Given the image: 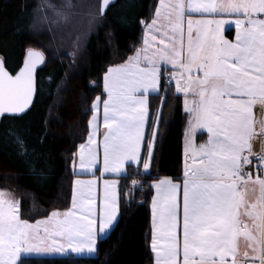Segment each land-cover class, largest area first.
I'll return each mask as SVG.
<instances>
[{
    "label": "snow or ice",
    "instance_id": "snow-or-ice-1",
    "mask_svg": "<svg viewBox=\"0 0 264 264\" xmlns=\"http://www.w3.org/2000/svg\"><path fill=\"white\" fill-rule=\"evenodd\" d=\"M109 3L102 0L101 14ZM224 15L235 17V42L221 35L226 21L215 17ZM146 27L150 38L145 47L125 64L109 68L104 77V171L120 173L126 161L139 162L146 96L149 90H160L158 64H171L190 119L183 185L163 179L154 186L155 264H264V155L258 157L255 176L245 171L253 163L251 141L257 135L253 108L264 106V0H160ZM42 60L40 53L30 51L15 76L0 63V113H21L31 104L33 73ZM99 107L97 97L93 112ZM96 121L94 114L88 144L80 146V167L87 171L98 162ZM196 129L208 133L207 142L199 146L191 135ZM151 159L149 144L145 170ZM76 184L87 193L79 198L74 194L69 210L53 212L35 225L22 221L18 204L0 191V264H25L21 256L28 253L97 251L98 233L116 219V185L105 181L98 213L95 181Z\"/></svg>",
    "mask_w": 264,
    "mask_h": 264
},
{
    "label": "trees",
    "instance_id": "trees-1",
    "mask_svg": "<svg viewBox=\"0 0 264 264\" xmlns=\"http://www.w3.org/2000/svg\"><path fill=\"white\" fill-rule=\"evenodd\" d=\"M42 1L0 0V59L4 69L17 74L30 51L43 57L35 71L36 92L29 110L22 116H6L0 121V190L13 194L20 217L25 220L70 208L75 178L71 164L77 146L86 141L91 105L97 97L105 99L107 70L125 62L141 46L143 25L152 19L159 3L116 0L92 26L84 41L83 56L77 60L55 53V44L52 48L48 35L41 37L35 32ZM225 35L231 38L233 30ZM160 80L158 93L148 97L149 117L141 163L128 165L125 174L116 178L118 219L98 242L96 256L21 258L25 264H154L152 184L161 178L181 181L187 118L176 84ZM162 99L166 101L163 104ZM156 119L159 127L150 170L143 173L142 163ZM203 136L198 135V140Z\"/></svg>",
    "mask_w": 264,
    "mask_h": 264
},
{
    "label": "rangeland",
    "instance_id": "rangeland-1",
    "mask_svg": "<svg viewBox=\"0 0 264 264\" xmlns=\"http://www.w3.org/2000/svg\"><path fill=\"white\" fill-rule=\"evenodd\" d=\"M40 4H42V6H40V10L37 13V19L34 24L35 32L41 37H46L48 35V39H50L51 41L52 48L54 46L53 44H55L53 51L55 53H58V55L63 53L66 54V56H71L72 58L75 57L77 60L82 58L83 56L82 48L84 47V41L88 36V34L90 33L92 26L101 17L99 14V0H97V2L96 0H56V1L43 0L42 2H40ZM67 43H69L70 45H68ZM137 50L138 49H136L133 53H136ZM173 82L176 84V81L174 79ZM177 94L185 95L183 92H177ZM186 140H187V135L185 139V147H186ZM82 144H79L77 148H79L80 145ZM184 157H185V153H184ZM73 164H74V160L72 161L71 164L72 173H73L72 170ZM77 180L82 182H87L91 180V178L83 175L74 178L72 184V197H71L70 208L72 207V200L74 194L77 196V198H79L81 193H85V194L87 193L86 187L82 188L76 184ZM99 186L100 184L95 182L92 189V193L96 202V207H97L96 200H97V193H99ZM2 192L5 193L6 197L14 200L18 204L17 199L13 196L11 192L9 191H2ZM66 211L61 212L58 210H54L49 212L45 216L38 217L33 220L21 219L20 214H19V218L22 221H27L28 223L35 225L38 221L48 220L53 212H58L63 214ZM60 218L62 219L63 216L61 215ZM116 220H117V216L114 222H116ZM114 222L112 226L114 225ZM112 226L110 228H112ZM109 229H107L104 233H98L96 248L98 246V242L106 236ZM101 236L102 238L99 239V237ZM96 252L94 253L85 252V253L77 254V253H72L69 250V252L67 253H28V254H22L21 258H43V257H65V256L91 258L96 256Z\"/></svg>",
    "mask_w": 264,
    "mask_h": 264
},
{
    "label": "crops",
    "instance_id": "crops-1",
    "mask_svg": "<svg viewBox=\"0 0 264 264\" xmlns=\"http://www.w3.org/2000/svg\"><path fill=\"white\" fill-rule=\"evenodd\" d=\"M159 4H160V0H159V3L157 5L156 9L159 7ZM156 9H155V12H154V15H153L152 19L149 22H147V23H145L143 25L142 43H141V46L138 48V50H142L145 47V45H144L145 39L146 38H150V36L148 35V29H147L146 26L148 24H151V21L155 18ZM193 15H194V18H200L199 17V14H193ZM209 18H212V17H209ZM215 18L216 19H223V20L226 21V23L223 25V28L221 30V35L223 36V38L225 40L230 41V42H235L236 31H237L236 30L235 23H234L235 17L234 16L224 15V16H216ZM230 29L233 30V35H232L231 38H228V37H226L225 32L228 31V30H230ZM157 35H159V34L157 33ZM135 54L136 53H133L130 57L135 56ZM129 58H127V60L125 62H123L122 64H125L128 61ZM122 64L114 65V66H112L110 68L117 67V66H120ZM158 67L160 69V74L164 70H169L171 73L177 71L176 69H174L172 67L171 64L166 63V62H160L158 64ZM107 72H108V70H107ZM193 74L194 75L196 74V70L195 69L193 70ZM171 81H173V78H172ZM160 82H161V80H160ZM159 88H160V83H159ZM157 93H158L157 91L149 90V92H148V94L146 96L147 103H148V107H149V99H148V97L150 95H155ZM104 94H105V99H104V101H105L108 98L105 89H104ZM179 96L181 97V100H182V102H181L182 103V111L187 116V118H186V124H185V127L183 129V142H182L183 159H184V163H185V157H184L185 150H184V147H185L186 132L188 133V129H189V123H188V121L190 119V116H189V113L185 111V103H184L185 102V99H186L185 95H179ZM187 99L189 101H191L193 99L192 94H189L188 97H187ZM104 101H101L100 100V107H99L98 113H94L93 112V109L91 107L92 115H91V117L89 119V122H90L91 119H92V116L94 114L97 115V121H96L97 134H96L95 139L97 141L98 162H97L95 168H93L91 171H87L85 169H82L80 167V160H79V152H80V147H79V148H77V151L75 153L74 164H73V169L72 170H73V174L75 175V177H80L81 175H83V176H86V177L91 178V180H89V181H93L94 180L95 182H97L98 184H100V186H99V193H97V200H96L97 201V207L96 208L98 209V213H99V211L103 207L104 191H105V181H108L110 184L111 183H115V185H116V187H115V193H116V200H117V215L116 216H117V219H118L119 207H118V190H117V181H116V178L121 177V176H123L125 174L126 167L128 165L138 166L141 163L142 152H143L144 143H145L146 130H147V125H148L149 108H148V114H147V117H146L145 123H144L143 140H142V143H141L139 162L137 163L135 161H126L125 162V165H124V168H123V170L120 173L105 172L104 171V166H103V137H104V134H105V132L107 130L104 128V113H103V102ZM95 102H96V100L94 101V103ZM253 119H254V127L256 129L257 135L251 141V144H252V153L253 154L249 157L250 160H252V157L255 154L264 155V132L261 131V124L264 123V106H261L259 104H257V105L254 106V108H253ZM89 122H88V132L89 133L87 135V139H86L85 143L82 144V145H85V146L88 144V138H89L90 133L92 132V128L90 127ZM158 127H159V120L156 119V121H155V123L153 124V127H152V134L150 135V138H149V141H148V144H147V155H146L145 160L142 163V171H143V173H148L149 170H150V167H149L148 170H145L144 167H143V164L148 159V146H149V144H151V151H152V156H153V152H154V148H155V144H156V136H157ZM200 134L205 135V137L203 136V137L200 138V140H198V135H200ZM191 135H192V137L194 139V142H195V144L197 146H199L200 144L206 143L207 140H208V133H207V131L205 129H196L195 132L192 133ZM150 164H151V161H150ZM249 165H247L246 167H248ZM184 168H185V164H184ZM163 179H170V178H161V179L155 181L152 184V188H153L152 201H153V198L156 196V189H155L154 186L160 180H163ZM183 179H184V176L182 175V178H181V181L180 182L175 181V180H172V179L171 180L174 183L181 184V186H182L183 185ZM180 200H181V229H182V188H181V193H180ZM152 201H151L150 210H151V233H152V236H153V228H152V223H153ZM115 223L116 222H114V225H115ZM114 225L112 226V228L114 227ZM112 228H110L108 230L106 236L108 235L109 231ZM181 237H182V230H181ZM100 238H102V236L99 237V239ZM151 249H152V241H151ZM153 255H154V264H155V253L154 252H153Z\"/></svg>",
    "mask_w": 264,
    "mask_h": 264
},
{
    "label": "water",
    "instance_id": "water-1",
    "mask_svg": "<svg viewBox=\"0 0 264 264\" xmlns=\"http://www.w3.org/2000/svg\"><path fill=\"white\" fill-rule=\"evenodd\" d=\"M101 2H102V0H99V14H100L101 17H103V16L107 13L108 9L116 3V0H110L109 7L104 11L103 14H101V11H100V5H101ZM27 60H29V56L25 58L24 64H23V66H22L21 69H23V67H24V65H25V62H26ZM0 63H2V62H0ZM2 64H3V63H2ZM41 64H42V62H38V63H36V65H35V69H34V73H33V78H34V79H35V71H36V69H37ZM21 69H20V71H21ZM5 71L8 72L7 70H5ZM20 71H19V72H20ZM19 72H18L17 74H19ZM8 73H9V72H8ZM17 74H15V75H17ZM9 75H12V74L9 73ZM15 75H12V76H15ZM34 88H35V82H34ZM35 92H36V88H35V91L33 92V96H32L31 104L25 109L24 112H21V113H9V112L0 113V121H1V119H2L3 117H6V116H8V117H19V116H22L23 114H25V113L29 110V108L31 107V105H32V103H33L34 96H35Z\"/></svg>",
    "mask_w": 264,
    "mask_h": 264
},
{
    "label": "built area",
    "instance_id": "built-area-1",
    "mask_svg": "<svg viewBox=\"0 0 264 264\" xmlns=\"http://www.w3.org/2000/svg\"><path fill=\"white\" fill-rule=\"evenodd\" d=\"M169 74L165 73V74H161V78H168ZM260 155H255L253 157V163L250 164L247 168H245V171H251L253 173V175L255 176L257 174L258 171V167H259V160L258 157Z\"/></svg>",
    "mask_w": 264,
    "mask_h": 264
},
{
    "label": "flooded vegetation",
    "instance_id": "flooded-vegetation-1",
    "mask_svg": "<svg viewBox=\"0 0 264 264\" xmlns=\"http://www.w3.org/2000/svg\"><path fill=\"white\" fill-rule=\"evenodd\" d=\"M25 61V60H24ZM0 62H1V59H0ZM23 64H24V62H23ZM23 64H22V66H23Z\"/></svg>",
    "mask_w": 264,
    "mask_h": 264
}]
</instances>
